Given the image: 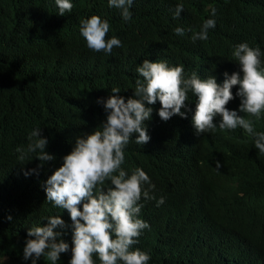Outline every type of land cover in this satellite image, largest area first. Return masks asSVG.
<instances>
[{"label":"trees","instance_id":"trees-1","mask_svg":"<svg viewBox=\"0 0 264 264\" xmlns=\"http://www.w3.org/2000/svg\"><path fill=\"white\" fill-rule=\"evenodd\" d=\"M72 2L74 16L66 12L57 14L53 0H0V259L5 257L3 264H31L30 260L22 259L27 227L41 216L68 213L45 201L41 184L62 163L76 137L93 131L106 118L97 98L110 95L113 85L120 86L118 95L125 99L133 93L135 83L129 79L128 83L126 80L107 82L110 74L106 70V54L86 47L79 33L81 18L96 11L107 14L103 18L112 26L105 38L116 35L123 45L118 50L138 38L144 39L149 42L145 53L149 59L153 58L150 60L165 58L169 64L184 65L188 72L195 71L199 65L215 69L221 62L220 75L237 70L230 66V51L238 42L250 41V46H259L264 52V0H183L184 9L175 18L172 13L177 0H141V3L133 2V17L122 24L115 18L117 15H110L116 9L107 6L104 0ZM210 6L216 8V26L210 29L208 40L193 42L189 38L191 31L199 30V24L210 14ZM178 25L186 29L183 36L173 32ZM87 69L91 70L85 72ZM134 69H130L131 75L136 73ZM237 87L232 88L231 105L237 98ZM194 100L189 97L186 101L189 107ZM246 118L250 117L246 115ZM253 122L258 131H264V114ZM146 124L150 139L143 145L130 140L125 148L124 164L146 170L155 183L156 195H163L165 200L160 206H156L155 200L143 204L140 216L150 227L144 229L145 235H140L133 247L150 253L149 264L195 261V253L200 255L198 261L202 264H225L224 260L200 254L196 250L197 242L188 239V229L180 232L184 204L172 195L192 188L197 199L203 196L211 217L224 222L234 235L241 237L242 242L233 246L235 257L253 260L246 257L253 258L255 249L264 254V154L258 155L252 138L240 127L198 136L191 117L183 119L176 114L167 121L158 116ZM34 126L42 128V134L48 138L46 150L55 159L45 162L38 175L23 176L22 169L39 164L38 158L33 157L19 168L16 159V148L26 147L27 134ZM9 215L11 219L7 218ZM70 224L69 219L58 239L68 241L71 247ZM171 226H176L175 239L166 234V227L171 229ZM70 254V250L61 253L57 264H67ZM38 264L50 262L41 256Z\"/></svg>","mask_w":264,"mask_h":264},{"label":"clouds","instance_id":"clouds-1","mask_svg":"<svg viewBox=\"0 0 264 264\" xmlns=\"http://www.w3.org/2000/svg\"><path fill=\"white\" fill-rule=\"evenodd\" d=\"M104 2L116 9L114 15L120 24L132 19L133 0ZM53 3L59 15L70 12L73 6L72 0H53ZM182 9L183 0H177L173 17H179ZM215 14L216 8L210 6V14L199 24V30L191 31L189 38L193 42L209 39L210 29L216 26ZM103 17L106 16L96 11L81 18L79 33L87 48L106 54V70L110 74L107 82L122 81L117 74L120 68L132 84L135 83L133 93L125 99L118 95L122 90L120 86L113 85L110 95L98 97L97 103L102 104L106 118L93 131L78 135L71 150L62 157V163L42 181L45 201L68 213L41 216L39 221L27 227L22 259L30 260L31 264H38L41 256L50 264H57L61 253L69 250L67 264H149L150 253L133 247L138 243V237L145 235L144 229L150 227L140 212L145 202L155 200L156 206H160L165 197L156 195L155 183L146 170L140 166L128 168L124 162L125 148L130 140L143 145L150 139L146 123L151 116H159L164 121L174 114L183 119L191 117L198 136L215 133L217 129L240 127L252 138L258 155L264 154V131H258L253 122L259 121L264 114V52L259 46H250V41L233 44L230 66L237 70L231 73H218L222 62L215 69L199 65L195 71L188 72L184 65L169 64L163 60L165 58L150 60L153 58L139 56L149 48V42L144 39L138 38L118 50L123 47L122 42L116 35L105 38L112 24ZM185 31L179 25L173 28L180 36ZM124 54L129 58L123 60ZM133 68L137 74L131 75L129 69ZM206 74L209 76L204 77ZM234 85H238L235 96L239 97V104L238 108L230 109ZM189 97L195 98L190 107L186 103ZM27 140L26 147L16 148V159L24 164L33 157L38 158L39 164L35 167L22 169L23 176L38 175L43 164L55 159V155L46 150L48 138L42 134L41 127H32ZM216 166H220L219 161ZM172 197L179 198L184 204L180 232L191 229L189 235L196 236L193 241L199 246L204 245L206 257L224 260L225 264H260L264 260V254L257 249L253 260L235 257L233 246L242 242L241 237L234 235L224 222L213 219L205 202L195 197L192 188ZM201 202L204 210L198 207ZM7 218L11 219V216ZM69 219L71 247L68 241L58 239ZM166 234L169 238H177V232L167 227ZM4 259H0V264ZM193 263L202 264L197 260L179 264Z\"/></svg>","mask_w":264,"mask_h":264},{"label":"bare ground","instance_id":"bare-ground-1","mask_svg":"<svg viewBox=\"0 0 264 264\" xmlns=\"http://www.w3.org/2000/svg\"><path fill=\"white\" fill-rule=\"evenodd\" d=\"M92 1H95V0H89V2L88 3H91ZM137 2H140L141 3V0H134V3L136 4ZM74 9V8H73ZM97 12H100V11H97ZM69 16H74L75 14H74V12L71 10L70 12H66ZM92 14H94V13H92ZM110 14V13H109ZM91 15V14H90ZM102 15L103 16H107V14H105V13H102ZM110 15H114V14H110ZM258 29H260V28H258ZM139 56H141L142 58H148L147 56H148V54L147 53H139ZM123 60H125V59H127V58H129V56L128 55H126V54H124L123 56ZM149 59V58H148ZM110 61L111 62H114V60L113 59H110ZM124 62V64H125V67H127L128 68V65H127V63H126V61H123ZM105 64H108V63H105ZM89 70H91V69H87L85 72H87V71H89ZM130 70V69H129ZM201 70V69H200ZM96 73V72H95ZM94 73V74H95ZM112 74H113V72H112ZM116 74V73H115ZM117 74H118V76L122 79V80H126V82L128 83V75H126L123 71H121V69L120 68H118V71H117ZM232 92H233V89H232ZM98 94H99V96H102V95H100V94H103L101 91H98ZM237 98H239V97H237ZM237 98L234 100V104L233 105H231L230 107L231 108H234L235 107V103H239L238 102V100H237ZM155 114H157V111L155 112ZM158 115V114H157ZM153 117L154 116H151V118L153 119ZM217 132H215V133H212V134H216ZM154 149V148H153ZM156 150V149H155ZM21 165L22 164H20V163H18V167L20 168L21 167ZM201 200H202V202L204 201V198H203V196H201ZM202 202L201 203H199L198 204V207L199 208H202L201 210H204V207H203V205H202ZM203 213H204V211H202ZM176 228V226H171V230H174ZM189 231H191L192 232V230L191 229H189V228H187ZM193 237H196L195 235H193V236H188V239H189V241H191L192 239H193ZM206 237H209V235H207ZM203 247H204V245H200L196 250H198L199 251V253L200 254H202V252H203ZM249 247V246H248ZM256 252V251H255ZM257 254V252L254 254V255H252V256H255ZM194 257H195V259L198 261L199 260V258H200V255H198L197 253H195L194 254ZM246 259H252V258H250L249 256L248 257H246ZM254 259V258H253ZM194 264V263H193ZM234 264H236V263H234ZM237 264H239L238 262H237ZM256 264H259L258 262H256ZM260 264H264V260H262V262L260 263Z\"/></svg>","mask_w":264,"mask_h":264},{"label":"water","instance_id":"water-1","mask_svg":"<svg viewBox=\"0 0 264 264\" xmlns=\"http://www.w3.org/2000/svg\"><path fill=\"white\" fill-rule=\"evenodd\" d=\"M209 76V74H206L204 77ZM223 81V80H222Z\"/></svg>","mask_w":264,"mask_h":264}]
</instances>
